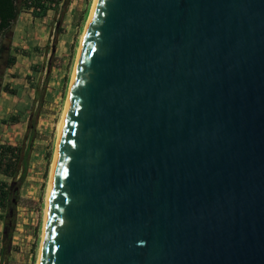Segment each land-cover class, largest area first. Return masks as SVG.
Listing matches in <instances>:
<instances>
[{"label": "water", "instance_id": "95a60500", "mask_svg": "<svg viewBox=\"0 0 264 264\" xmlns=\"http://www.w3.org/2000/svg\"><path fill=\"white\" fill-rule=\"evenodd\" d=\"M39 264H264V0H96Z\"/></svg>", "mask_w": 264, "mask_h": 264}, {"label": "rangeland", "instance_id": "374dc122", "mask_svg": "<svg viewBox=\"0 0 264 264\" xmlns=\"http://www.w3.org/2000/svg\"><path fill=\"white\" fill-rule=\"evenodd\" d=\"M40 4L34 9L18 2L17 19L2 41L0 144L29 152L11 251L0 264H38L59 124L94 0H67L65 8L62 2L56 6V0ZM31 117L36 121L33 133ZM1 182L8 186L11 178L0 174ZM4 216L0 209V247Z\"/></svg>", "mask_w": 264, "mask_h": 264}, {"label": "trees", "instance_id": "16d2710c", "mask_svg": "<svg viewBox=\"0 0 264 264\" xmlns=\"http://www.w3.org/2000/svg\"><path fill=\"white\" fill-rule=\"evenodd\" d=\"M23 2L27 8H40V0H0V57L4 52L2 41L18 16V2ZM62 2L67 6V0H56V6ZM40 6V7H39ZM43 8V6H42ZM44 12V11H43ZM13 59L8 58L7 65H12ZM36 121L29 119L31 132H34ZM29 150L8 144H0V174L10 177L11 182L7 186L0 183V209L5 212L4 225L1 234L0 261L5 263L11 251V242L16 225V207L21 183L24 181L27 171V155Z\"/></svg>", "mask_w": 264, "mask_h": 264}, {"label": "bare ground", "instance_id": "6f19581e", "mask_svg": "<svg viewBox=\"0 0 264 264\" xmlns=\"http://www.w3.org/2000/svg\"><path fill=\"white\" fill-rule=\"evenodd\" d=\"M95 3H96V0H94V4H93V6H92V11H93V9H94ZM92 11H91V13H92ZM90 16H91V14H90ZM89 19H90V17H89ZM89 19H88V22H89ZM88 22H87V25H88ZM87 25H86V27H85L84 33H85V31H86ZM84 33H83V36H84ZM82 40H83V37H82ZM82 40H81V43H80L78 56H79V53H80V49H81V45H82ZM78 56H77V60H76V64H75V68H74V72H73L72 79H73V77H74V75H75V70H76V66H77V62H78ZM71 82H72V80H71ZM70 91H71V86H70V90H69V93H68V98H67V101H66V106H65V108H64L63 115H64V113H65V111H66L67 103H68V101H69ZM62 117H63V116H62ZM61 127H62V119H61L60 124H59V133H58V140H57V148H56L55 160H54V165H53V171H52V175H51L50 185H49V189H48V197H47L46 212H45V222H44V231H45V227H46V215H47V208H48V201H49L50 188H51L52 178H53L54 169H55V164H56V160H57L58 144H59V138H60V133H61ZM44 231H43V238H44ZM42 242H43V239H42ZM41 247H42V245H41ZM40 254H41V251H40ZM39 258H40V257H39ZM38 264H39V261H38Z\"/></svg>", "mask_w": 264, "mask_h": 264}, {"label": "crops", "instance_id": "0c3cea01", "mask_svg": "<svg viewBox=\"0 0 264 264\" xmlns=\"http://www.w3.org/2000/svg\"><path fill=\"white\" fill-rule=\"evenodd\" d=\"M3 104H2V98L0 99V106H2Z\"/></svg>", "mask_w": 264, "mask_h": 264}]
</instances>
